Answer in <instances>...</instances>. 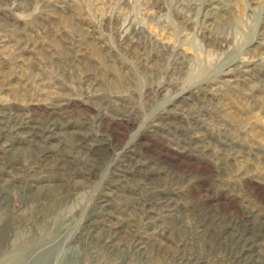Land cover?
I'll return each mask as SVG.
<instances>
[{"label": "rangeland", "instance_id": "374dc122", "mask_svg": "<svg viewBox=\"0 0 264 264\" xmlns=\"http://www.w3.org/2000/svg\"><path fill=\"white\" fill-rule=\"evenodd\" d=\"M0 264H264V0H0Z\"/></svg>", "mask_w": 264, "mask_h": 264}]
</instances>
